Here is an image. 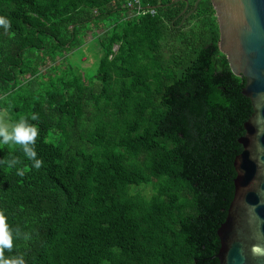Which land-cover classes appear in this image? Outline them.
Listing matches in <instances>:
<instances>
[{
	"label": "trees",
	"instance_id": "1",
	"mask_svg": "<svg viewBox=\"0 0 264 264\" xmlns=\"http://www.w3.org/2000/svg\"><path fill=\"white\" fill-rule=\"evenodd\" d=\"M142 1L155 12L129 18L124 0H0V108L37 127L42 161L33 168L20 145L0 143L13 241L3 257L220 264L217 230L253 112L246 80L220 50L211 0L184 22L186 0Z\"/></svg>",
	"mask_w": 264,
	"mask_h": 264
},
{
	"label": "water",
	"instance_id": "2",
	"mask_svg": "<svg viewBox=\"0 0 264 264\" xmlns=\"http://www.w3.org/2000/svg\"><path fill=\"white\" fill-rule=\"evenodd\" d=\"M201 0H196L182 22ZM220 31V50L232 72L243 76L242 89L253 112L238 141L234 159V196L217 234L220 264H264V0H211Z\"/></svg>",
	"mask_w": 264,
	"mask_h": 264
},
{
	"label": "clouds",
	"instance_id": "3",
	"mask_svg": "<svg viewBox=\"0 0 264 264\" xmlns=\"http://www.w3.org/2000/svg\"><path fill=\"white\" fill-rule=\"evenodd\" d=\"M8 21L0 17V25H3L5 29L8 27ZM31 120H37V116L32 114ZM38 134V129L35 125L28 123L26 119L20 120L12 124H0V143H11L14 145H20L24 155L33 162V168H40L42 161L36 158V151L34 149L35 139ZM18 164V160L15 158L8 161V166L14 167ZM16 174L19 176L24 175V171L17 168ZM13 246L12 231L6 223V217L3 213H0V264H24L22 257L5 258L3 257L4 250H10Z\"/></svg>",
	"mask_w": 264,
	"mask_h": 264
},
{
	"label": "rangeland",
	"instance_id": "4",
	"mask_svg": "<svg viewBox=\"0 0 264 264\" xmlns=\"http://www.w3.org/2000/svg\"><path fill=\"white\" fill-rule=\"evenodd\" d=\"M101 28H103V26L99 25V24H96V25H93L92 27H89L87 32H86V34H85V40L86 41L91 40L96 35L98 30L101 29ZM89 43H90L89 45H91L94 42L93 41H89ZM117 46L118 45H115L114 49H117ZM70 59L72 61H75V62H79L80 61V65L81 66H85V65L89 64V62H87V59H85V58L79 59L78 56L75 53L74 54L73 53L70 54ZM64 63L66 64V62H64ZM96 70H97V63L94 62V63H92L91 66H89V67H87L85 69V73L88 74L89 76H91V75L95 74ZM4 123L12 124L13 122L11 120V116H10L9 111L6 108H0V124H4ZM139 190L141 192H143L147 196L151 195V193L153 192V188H152L151 185H145V186L142 185V186L139 187Z\"/></svg>",
	"mask_w": 264,
	"mask_h": 264
},
{
	"label": "built area",
	"instance_id": "5",
	"mask_svg": "<svg viewBox=\"0 0 264 264\" xmlns=\"http://www.w3.org/2000/svg\"><path fill=\"white\" fill-rule=\"evenodd\" d=\"M124 6L127 8L126 16L129 18L140 16L148 12H155L153 7L145 5L142 0H124Z\"/></svg>",
	"mask_w": 264,
	"mask_h": 264
}]
</instances>
